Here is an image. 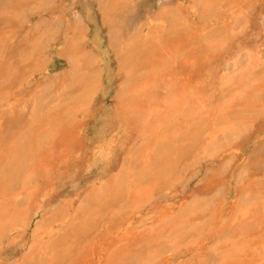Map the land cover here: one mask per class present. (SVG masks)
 <instances>
[{"label": "rangeland", "instance_id": "rangeland-1", "mask_svg": "<svg viewBox=\"0 0 264 264\" xmlns=\"http://www.w3.org/2000/svg\"><path fill=\"white\" fill-rule=\"evenodd\" d=\"M235 36L250 41L251 50L223 57L221 82L208 90L206 109L187 103L126 138L120 115L105 120L121 88L131 93L149 77V51L172 42L229 44ZM259 37L264 0H0V115L16 109L22 118L0 127V264H76L89 241L134 208L136 187H153L136 207L150 213L139 221L143 228L167 208L188 222L179 243L145 239L143 247L157 248L160 258L192 249L212 233L213 201L242 185L252 193L250 200L243 193V206L263 200L264 90L240 95L251 80L264 79ZM103 123L114 143L106 157L95 149ZM70 127L82 141L70 167L39 174L42 157H53L59 146L60 129ZM230 146L244 155L225 156ZM48 188V196H39ZM259 207L252 218L241 217V205L234 218L223 214L228 224L221 242L209 247L207 264H217L212 261L231 241L264 240ZM202 259L194 250L175 264Z\"/></svg>", "mask_w": 264, "mask_h": 264}, {"label": "bare ground", "instance_id": "bare-ground-1", "mask_svg": "<svg viewBox=\"0 0 264 264\" xmlns=\"http://www.w3.org/2000/svg\"><path fill=\"white\" fill-rule=\"evenodd\" d=\"M197 1L194 0V2ZM261 38L264 37H259L260 40ZM213 40L201 42V47L197 46L196 43L192 44L191 41V46H189V42H172L165 46L160 45L155 51H149V55L147 54L146 57V62H149L152 66L150 73L147 75L149 77L143 83L136 84L131 89V93L121 88L119 100L116 101L114 109L108 112L109 114L105 120L115 121L120 115L117 122L120 121V127L124 128L126 138L135 134V132L138 134L147 132V129L151 128L152 125L171 114H176L181 108L187 106V103L193 105L194 109H201V111L206 109L208 90L221 82L219 68L223 57L233 55L237 48L251 50L250 41H244L242 37L235 36L229 44L226 41L215 43ZM262 43L264 44V40H262ZM170 63H172V66H170ZM263 90L264 79H253L249 85L243 87L240 95L247 94L245 96H250L254 92L259 94ZM122 94L127 96H121ZM19 114L20 111L15 109L7 117L0 115V127L4 128L7 124L4 123L5 119L10 120L8 123L13 125L20 124L22 118ZM60 130L64 132V135L58 142L59 146L53 157H49L48 154L42 157L39 163L40 167L37 169L39 174L43 172L49 174L52 169L61 172L68 169L72 163L73 151L82 142L80 130L73 127ZM219 130L218 128L213 131L211 141L218 138ZM107 134L106 124L103 123L95 139V149L101 157L108 156L112 146L114 147V143L110 142L111 139L106 138ZM222 152L226 154L225 156L231 154L244 155L238 146H230ZM80 159L84 164H87L84 157H80ZM256 176L258 175L252 176L251 182H254ZM218 182L220 180H215L213 184ZM152 188L136 187V190L131 192V202L134 208L129 213L123 214L121 218H117L113 224L104 228L102 236L89 241L76 264H175L185 261L194 250L203 257V264L211 263L212 254L209 255L208 249L210 246L213 247L221 242L223 230L228 224L227 221H224L223 214L227 212L234 218L241 205V207H244L241 217L252 218L255 212L259 210V205L264 208V199L255 203L247 202L246 206H243L241 203L243 193L247 195L248 200L252 199V193L247 185H242L234 191L231 197L218 202L213 201L214 205L217 206V217L213 220V231L207 238H201V242L192 249L182 251L175 256L166 254L163 258L162 256L160 258L158 257L157 248L143 247L145 239L151 238L154 242L156 240H166L168 246L179 243L180 235L178 231L186 227L188 222L182 221L183 214H176L177 211L167 208L164 212L158 214L154 224L144 228L139 225V221L150 213L142 214L136 207H140L139 204L150 199ZM124 190H119L118 187V192L122 193ZM48 195L49 188L41 194L39 193L41 197ZM257 205L259 208H257ZM201 233L203 235V231ZM225 248L226 250L221 251L224 253L217 256L219 258L218 262L214 260L212 263L264 264V240L254 238L243 241L240 239L234 242L231 241ZM74 260H76V257Z\"/></svg>", "mask_w": 264, "mask_h": 264}]
</instances>
